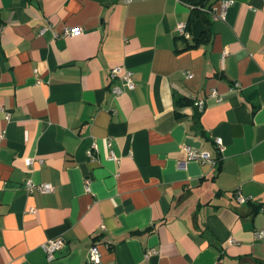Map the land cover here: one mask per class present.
I'll list each match as a JSON object with an SVG mask.
<instances>
[{
  "label": "crops",
  "instance_id": "0c3cea01",
  "mask_svg": "<svg viewBox=\"0 0 264 264\" xmlns=\"http://www.w3.org/2000/svg\"><path fill=\"white\" fill-rule=\"evenodd\" d=\"M232 1L0 0V264H264V0Z\"/></svg>",
  "mask_w": 264,
  "mask_h": 264
},
{
  "label": "built area",
  "instance_id": "2783aa9c",
  "mask_svg": "<svg viewBox=\"0 0 264 264\" xmlns=\"http://www.w3.org/2000/svg\"><path fill=\"white\" fill-rule=\"evenodd\" d=\"M233 1L232 0H222L220 5L218 7L213 6L211 9L203 7L202 10L208 12L212 15L214 19L217 18H225L227 14V9L232 5ZM177 31L181 37H184L186 39L190 38L191 33L188 29V24L184 22H180L177 24ZM78 32V29H67L68 34H75ZM226 54V53H225ZM111 77L116 78L120 77L123 79L125 86L127 89H134L135 88V81H134V73L131 69L126 68L123 65H116L111 68ZM123 90L121 88H115L116 93H121ZM213 95L217 96L218 93L216 90H213ZM219 100H221L219 98ZM196 106L199 108V110H203L205 108V102L204 100H199L196 102ZM216 143L218 147L222 150L223 149V142L220 137L216 138ZM186 159L187 160H197L202 163L205 162H212L215 163V159L212 157V155L209 152L199 150V149H194L190 146H186ZM112 157H114L113 152L111 153ZM26 166L29 167L33 163V159L31 158H26L25 160ZM88 184H89V180ZM27 187L29 191H33L37 185L33 183L32 181L27 182ZM40 190L43 192H49L52 190V186L50 184H42L40 185ZM246 198L240 197V201H245ZM254 235L256 239H264V227L260 230H257L254 232ZM66 242L63 237H54L47 241L44 245L45 251L47 252V256L49 260H53L56 258V253L61 250L65 246ZM154 250H149L147 252V256L152 254ZM90 264H99L100 263V250L97 245H94L91 248V253H90Z\"/></svg>",
  "mask_w": 264,
  "mask_h": 264
},
{
  "label": "trees",
  "instance_id": "16d2710c",
  "mask_svg": "<svg viewBox=\"0 0 264 264\" xmlns=\"http://www.w3.org/2000/svg\"><path fill=\"white\" fill-rule=\"evenodd\" d=\"M189 1L192 4V7H191L192 8V17H193L192 19L202 15L208 21V24L211 23L212 18L209 15L210 13L208 12V10L203 11L202 8L205 7V8L211 9L214 6V3H210L209 0H189ZM209 30H210V27H208L207 31H205V34H204L205 36L202 39L208 38ZM196 45H198V41H196L193 44H189L186 48L195 47ZM191 103H192L191 100L186 98V97L177 96L175 98V104L178 107H181V106H184L187 104H191ZM148 229H151V228H148Z\"/></svg>",
  "mask_w": 264,
  "mask_h": 264
}]
</instances>
